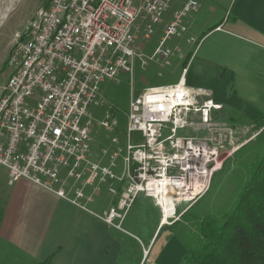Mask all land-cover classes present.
Returning <instances> with one entry per match:
<instances>
[{"label": "built area", "instance_id": "obj_1", "mask_svg": "<svg viewBox=\"0 0 264 264\" xmlns=\"http://www.w3.org/2000/svg\"><path fill=\"white\" fill-rule=\"evenodd\" d=\"M170 2L144 0L136 6L133 0H49L25 33L15 34L6 60L12 73L0 93V166L8 184L24 178L123 232L137 195L152 198L163 225L177 220L208 191L229 155L225 148L232 129L215 119L214 112L223 106L211 91L189 86L183 77L138 93L131 88L119 172L120 148L102 150L107 163L88 156L89 106L108 103L98 98L99 84L106 78L118 81L121 73L132 84L135 58L143 67L148 60L167 63L174 51L167 41L184 35L188 18L200 7L199 0H187L175 9L147 57L137 51L136 40L149 38ZM99 125L110 131L117 121L106 111ZM207 128V135L196 132ZM133 131L140 132L142 141L131 142ZM70 177L82 182L72 196L67 194ZM102 185L115 201L95 212L81 198L89 202ZM148 251L143 248L141 264H151Z\"/></svg>", "mask_w": 264, "mask_h": 264}, {"label": "crops", "instance_id": "obj_2", "mask_svg": "<svg viewBox=\"0 0 264 264\" xmlns=\"http://www.w3.org/2000/svg\"><path fill=\"white\" fill-rule=\"evenodd\" d=\"M186 1L171 0L161 20L153 26L152 34L155 32L158 36L157 41L174 10ZM143 2L133 0L136 6ZM199 2V9L188 18L185 42L173 48L179 53L176 60L184 58V51L188 53L178 80L183 77L189 86L208 88L213 100L223 106L214 114L224 121L235 120V111L244 113L245 120L264 116V0ZM195 14L202 21L208 17L213 20L203 25L195 20L196 17L194 19ZM194 26L199 29H194ZM143 40L146 39L142 36L136 40L137 51H141ZM136 60L140 62L138 58ZM108 137L105 136L104 140L112 147L102 150L110 152L114 147ZM91 160L106 162L107 156L101 151ZM75 185L80 186L82 182L67 188L69 196L73 195ZM84 191L91 193L88 186ZM104 199H110L106 205L102 203ZM114 201L105 186L93 192L89 202L81 198V202L95 212L102 211ZM160 220L149 238L151 250L156 243L164 244L166 241L158 238L153 244L156 232L162 226ZM124 229L125 232L116 229L87 210L24 178L8 184L6 173V182L0 184V264H119L125 242L132 239L134 245L137 240L143 247L136 231ZM158 249L153 251L154 261Z\"/></svg>", "mask_w": 264, "mask_h": 264}, {"label": "rangeland", "instance_id": "obj_3", "mask_svg": "<svg viewBox=\"0 0 264 264\" xmlns=\"http://www.w3.org/2000/svg\"><path fill=\"white\" fill-rule=\"evenodd\" d=\"M47 3L48 0L0 1V93L6 84L9 75L12 73V68L7 65L6 60L11 46L15 40V34L25 33L29 20L33 15L36 14L40 7H46ZM8 7L10 9L8 12H6L5 9ZM5 13L7 14L6 17L2 18L3 14ZM194 19L203 25L206 24V21L210 22L213 20L211 17H208L202 21L198 17V14L194 15ZM191 24L193 25V22ZM193 28L199 29L195 28V26ZM157 40L158 36L154 32L150 35L149 39L143 40L140 43L142 47L141 51L144 53L140 50L138 51L147 57L150 56L154 47L158 43ZM184 42L185 36L183 35L181 38L169 39L166 44L174 48V46L177 44L182 46ZM190 43L191 44L189 45L192 46V42ZM172 54L173 56L167 60V63L160 62V60H148V64L145 67H141V62L136 60L132 75L133 84H131L130 77L126 73H121L118 76V81L106 78L99 84L98 98L99 96H102L107 100L108 103L105 106L95 104L89 106L88 112L93 122L89 141V158H94L97 154H101L102 148L112 147L109 142L104 140L105 136H109L108 140L111 141V144L113 143V150L119 148L121 149V152L116 157V161L119 165V168L116 171H120L122 155L125 152L127 122L126 114L128 112V102L131 88L135 93H138L137 91L147 86L177 81L182 70V62L186 61L188 53L187 51H184L185 56L180 61L175 59V57L179 54L176 52V50H174ZM106 111L109 112L110 115L117 121V125L110 131L105 130L99 125V121L104 117ZM233 114V116H235V120L229 121L227 119L226 121L229 123L228 125L232 129V138H230L231 142L229 144L226 143L227 145L225 148V151L229 152V155L224 159L221 169L217 171L212 177L211 185L208 191L199 200L196 206L193 207V210L189 212V214L193 217L203 216L206 214L220 215V212L230 207L231 203L235 201L237 193L239 192L244 181L248 177V174L251 170V164L257 161L264 151V116H257L251 118L250 120H245L246 115L244 113L235 111ZM216 117V120L220 119L218 115H216ZM208 131L209 130L207 128L205 130H199L196 132L201 135H207ZM260 132L262 133L259 134ZM113 137L117 139V143L112 142L111 138ZM130 139L132 143H138L142 141L140 132H131ZM107 162L108 160L105 163ZM6 173L7 171L5 167L0 166V184H4L6 182ZM67 184L74 185V178H68ZM103 186L104 185H102V187ZM109 200L110 199H104L102 200V203L106 205ZM183 207L184 204L179 206L178 209L180 210ZM188 209L186 211H188ZM170 223L168 222V224ZM137 225L138 224L133 212H131L126 217V220L122 224L123 228L133 232L136 231L138 235L140 228L138 230ZM167 235V231L162 232L159 238L164 241V239L167 238ZM140 236L143 241L144 239L147 240L148 234L145 228L144 232H141ZM157 239L156 241H158ZM126 243L132 244V239ZM158 247L160 249L156 250L157 253L155 255V257L157 256V264H176V260H178L177 258H180L181 255L180 247L174 243H170L169 245L165 246V243L163 244V242L156 243L148 257H146L151 264H155L153 259V251ZM126 256L128 257L130 264H132L131 257L133 256V251H130V254H126Z\"/></svg>", "mask_w": 264, "mask_h": 264}, {"label": "trees", "instance_id": "obj_4", "mask_svg": "<svg viewBox=\"0 0 264 264\" xmlns=\"http://www.w3.org/2000/svg\"><path fill=\"white\" fill-rule=\"evenodd\" d=\"M199 200L179 219L162 225L156 232L153 244L162 232L167 231L169 239L166 238L165 246L174 243L181 249L176 264H264V151L251 164L248 177L235 201L220 215L191 216L189 212ZM129 212L134 213L138 230L140 228L139 234L145 228L148 237L143 241L137 235L143 247L137 240L134 245L125 242L121 248L119 264H130L126 256L130 251H133L132 264H141L143 248H149L146 257L151 252L152 244L148 247L149 238L155 233L160 213L152 198L142 194L137 195Z\"/></svg>", "mask_w": 264, "mask_h": 264}, {"label": "bare ground", "instance_id": "obj_5", "mask_svg": "<svg viewBox=\"0 0 264 264\" xmlns=\"http://www.w3.org/2000/svg\"><path fill=\"white\" fill-rule=\"evenodd\" d=\"M0 1H1V0H0ZM9 9H10L9 7H8L7 9H5V10H6V12H8V11H9ZM6 15H7L6 13H5V14H3L2 18H5V17H6Z\"/></svg>", "mask_w": 264, "mask_h": 264}]
</instances>
